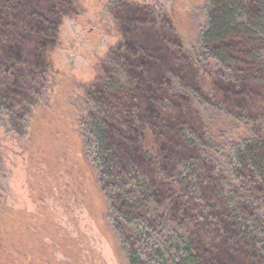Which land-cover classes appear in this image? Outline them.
I'll return each instance as SVG.
<instances>
[{
	"label": "rangeland",
	"instance_id": "obj_1",
	"mask_svg": "<svg viewBox=\"0 0 264 264\" xmlns=\"http://www.w3.org/2000/svg\"><path fill=\"white\" fill-rule=\"evenodd\" d=\"M8 2L19 5L17 0ZM205 2L30 0L28 12L44 18L55 36L48 42L43 38L36 43L25 42L14 62L23 72L17 79L11 76L5 80L10 91L3 92L16 115L20 99H30L29 92L39 86L38 76L46 71L43 95L29 108L25 134L9 130L0 117V264H128L108 220V202L98 184L95 167L85 154L77 123L84 119L80 106L88 95L93 97L107 90L104 76L108 58L119 60L121 70L128 74V84L139 86L138 89L144 88L142 84L147 87L167 60L171 65L165 80L175 83L179 75L185 82V61L177 60V51H187L195 41L204 22L200 8ZM16 9L23 10L21 6ZM234 43L236 54L242 56L244 46L231 41ZM28 52L31 56L26 57ZM32 65L36 66L30 68ZM241 68L231 84L223 81V74L215 76L212 64L203 63L197 65L190 82L203 94H212L218 83L219 88L225 87L221 95L228 98L232 111H248V98L264 103V86L250 85L242 77ZM256 70L255 76L263 77L261 69ZM259 91L258 98L252 94ZM137 99L127 104L132 115L123 113L120 99L108 107L113 116L119 113L124 125L114 124V128L119 125L123 129L117 132L120 141L116 140L122 155L120 167L126 170V164L132 162L141 169L156 201L167 203L172 213L165 211L180 219L189 205L169 193L167 179L173 166L171 159L178 151L175 153L174 142L169 140L167 126L160 124L154 104L142 96ZM173 103L185 109V99L178 96ZM166 104L169 101H165V107ZM139 121L155 127V152L149 159L142 156L128 136L129 131L136 130L135 138L139 137ZM232 129L229 125L228 137H234V133L230 134ZM144 145L151 147L149 134L145 135ZM241 174L250 177L246 170ZM246 181L244 184L253 195L263 193L259 183L251 178ZM211 192L212 187H202L204 199ZM222 213L220 208L214 213L204 209L197 221L196 242L202 259L209 264H251L249 244L237 238L228 222L211 220ZM204 233H208L205 239L200 237Z\"/></svg>",
	"mask_w": 264,
	"mask_h": 264
},
{
	"label": "trees",
	"instance_id": "obj_2",
	"mask_svg": "<svg viewBox=\"0 0 264 264\" xmlns=\"http://www.w3.org/2000/svg\"><path fill=\"white\" fill-rule=\"evenodd\" d=\"M17 1L19 5L0 0V69L4 66L0 70V117L9 130L25 134L29 108L43 95L46 71L38 76L39 86L29 92L30 99H20L16 115L3 92L9 90L5 80L11 76L17 79L23 72L14 62L25 42L36 43L42 38L48 42L55 35L44 18L28 12L30 0ZM18 6L23 10H17ZM200 13L204 22L195 41L187 51L183 48L181 53L177 51V60L185 61V82L179 75L175 83L165 80V72L171 65L167 60L161 73L147 87L142 84L144 88L138 89L139 86L128 84V74L121 70L119 60L108 58L104 96L88 95L80 106L84 119L77 123L85 154L95 167L98 184L108 202V220L128 264H209L202 259L196 242L197 221L204 209L214 213L219 208L223 213L215 214L211 220L228 222L237 238L249 244L253 259L250 263L264 264V103L248 98L245 101L248 111H232L228 98L221 95L226 91L224 86L219 88L215 83L212 94H203L190 82L197 65L207 63L215 67V76L223 74L225 83L233 84L238 69L243 67L242 77L250 85L264 86V0H206ZM231 41L244 46L242 56L236 54L235 43L232 45ZM251 65V72H247ZM256 69H261L263 77L255 76ZM252 94L257 97L261 93ZM140 96L154 104L160 124L167 126L169 140L174 142L175 153L178 151L175 159H171L173 166L167 179L169 193L189 205L180 219L165 211L172 213L167 203L156 201L150 181L141 169L132 162L126 164V170L120 167L122 155L116 140L120 141L118 133L124 125L119 113L113 116L108 107L120 99L123 113L132 115L127 104ZM178 96L186 100L187 110L173 103ZM165 101H169L166 107ZM114 124L121 127L114 128ZM229 125L234 137H228ZM136 127L139 137L135 138L136 130L129 131L128 136L142 156L149 159L155 152V127L141 125L140 121ZM146 134L151 137L148 149L144 145ZM242 170L250 177L245 178ZM247 178L261 185V195H253L246 187ZM206 185L212 187L213 193L204 199L202 187ZM200 237L205 239L208 233Z\"/></svg>",
	"mask_w": 264,
	"mask_h": 264
}]
</instances>
